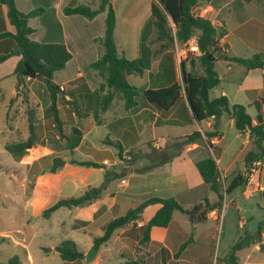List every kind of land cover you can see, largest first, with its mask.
<instances>
[{"label": "crops", "instance_id": "obj_1", "mask_svg": "<svg viewBox=\"0 0 264 264\" xmlns=\"http://www.w3.org/2000/svg\"><path fill=\"white\" fill-rule=\"evenodd\" d=\"M134 1L136 0H123L125 4ZM139 1L149 8L152 0ZM83 3H92L93 7H97L99 0H15L17 9L23 13L37 8L43 9L40 15L28 20L29 26L33 29L30 35L31 39L43 42H63L72 53V58L67 62L65 68L55 71L53 74L54 82L62 90L65 87L66 90L69 89V93L65 94L66 99L72 98L71 96H76L77 98L80 96L86 97L88 90H93L101 80L98 75L92 74L91 82L88 81L86 74L80 70L78 59L85 56L83 52L98 50L94 40L104 33L106 12L98 13L93 19H87L84 16L75 14L66 15L63 12L66 6H76ZM111 4L116 12V26L118 27L121 15L116 0H111ZM194 10L196 14L208 18L216 28H224L226 30L225 35L219 40V52L214 64L220 81L218 85L210 89L209 96L214 98L225 95L228 98L229 105L234 103L243 104L252 117L253 122H256L257 109L253 103L259 98H264V0H199ZM116 26L114 37L117 33ZM238 28L242 29V33H235ZM6 32L14 34L15 27L9 20L7 5L0 1V55L9 53L15 44L12 37L4 35ZM232 34L250 49V51H244L246 52L245 54L250 52V55L246 56L242 55L243 53L232 51L233 43L230 42L229 38ZM116 39L117 37H115V41H117ZM117 48L119 52L129 58L124 49L121 47ZM141 51V48H139L136 55L130 58H138L141 62L143 59L145 69L140 77L135 78V83H140L139 81L143 80L142 76L144 73L148 76L146 85L143 89H140L141 92L148 88H159L170 85L174 81H180L181 77L177 64L179 57L175 52L172 53L170 48L154 52L149 51L144 53V56H142ZM170 51L172 55H170ZM241 52L243 51L241 50ZM93 53L95 57L87 61L88 65L98 57V51ZM255 53H258L263 61V65L255 69H248L244 65L232 62L221 56V54H226L227 56L250 58L249 56ZM194 54L198 55V52H194ZM192 59L193 57L186 60V70H196L202 73V69L199 66H192ZM18 60V55H10L5 60L0 61V87L2 88L0 108L3 107L6 112H11L12 108L16 105L18 106V103L22 101L15 88V76L12 74ZM72 62L74 64L69 66ZM9 79H11L9 90L11 97L8 98L5 96L4 83L9 81ZM35 81L42 80L26 78V84L30 91V100L34 93L33 84ZM76 82L79 84L81 82L86 87L81 91L78 89V83L73 84ZM67 84H71V87L68 88ZM211 91H213V96L210 95ZM86 98L88 104L89 97L87 96ZM48 103H50V97L46 106L49 105ZM30 104L31 102L29 101L28 105ZM252 108L255 109L254 112H251ZM117 109L119 113H126L123 118L115 119L118 125L126 123L128 128L136 133L139 132V134L161 125L184 126L187 124L193 129L192 132L200 131L203 134L204 131L212 129L214 122L212 117L200 122L195 121L184 98L167 112L158 110L154 105L142 99H139L137 105L129 110H125L123 103L120 101ZM60 110L61 105L58 103L59 114ZM260 110L264 117L263 100L260 104ZM16 114H18V108L16 109ZM71 115L75 119L78 117V114L74 111H71ZM85 116L88 119L92 118L90 113ZM107 123L106 120L103 124ZM218 125V135L211 138L212 145L217 149L216 155L203 138L183 144L180 139L182 136H167L168 140L164 145L160 144L157 139H150L146 143L150 144L151 148L171 150V152L168 151L172 156L169 161L148 170H140L141 167L149 164V160L146 157H139L132 165L126 166L124 176L114 179L106 185L100 198L88 205L67 208L68 210H66L70 222V230H81L88 235L86 238L88 244L85 248H79V244L75 241L84 255L92 248L94 236L101 234L103 224L118 215L135 209L137 204L149 195L159 197L175 196L184 208H190L196 203H204V197H207L208 202L213 207L208 211L205 221L192 223L186 213L175 210L172 213L169 225L166 228H152L150 241L142 244L139 242V232H133L132 226L135 225L137 228L145 224L159 207L158 204L148 205L142 213L135 211L136 215H140L139 218L115 230L110 240L96 250V255L90 263L121 264L128 258H139L142 264H227L226 258L230 248L238 237L245 233H255L259 223L264 220V159L260 161L261 163L255 167L253 172L250 170L246 172L243 156L249 148L250 133L249 130L239 131L236 129L233 138L238 141L237 150L225 165H221L224 152L221 146L226 139L225 128L232 127L234 120L225 113L219 119ZM81 131L83 133L82 139L79 145L74 148V151H78L82 147L84 132L82 129ZM36 147H38V142H36ZM43 147L48 150H44V154L46 156L51 155L52 160L55 157H62V152L67 154L71 152L69 146H64L65 149L61 147V152L48 145H43ZM131 148H125V151ZM31 151L32 147L27 149V152ZM142 153L147 154L150 152L142 151ZM209 155L215 157L223 186L230 183L233 176L237 174L230 169L232 162L237 158H241L243 164V170L240 173L246 176L245 183L235 189L242 187L240 193L235 194V190L228 194L223 192L220 207L218 206V194L204 185L203 179L195 165L197 160ZM62 159L64 161L60 162L57 171L49 172L54 174V179L59 182H61L65 168L69 163H73L72 160L74 158L68 156ZM102 161L104 164L107 159ZM40 174L41 176L37 178L38 182H41L44 171L42 170ZM189 190H192V192H188ZM238 196H240V200H237ZM252 199L256 203V209L251 207L253 204ZM231 208L235 214L233 222L231 220L233 217H230L229 220L226 219L228 215L233 214ZM203 209H205V206H203ZM38 210L37 207V213ZM248 210L251 214L248 219L239 215V212L241 214ZM255 213L258 214L256 225L248 226L249 220ZM222 216L223 221L220 224ZM238 227H246L243 234H238ZM217 239H219L220 244L218 249H216ZM23 245L26 248V245ZM222 245L223 248L221 249ZM261 245H264V229L260 243L252 244L236 251L238 264H264V259L258 257V253L264 252L261 249ZM56 246L57 244L51 248H46L45 251L55 252ZM84 260H63L62 264H84ZM26 261L29 263L32 261V255L29 251H26Z\"/></svg>", "mask_w": 264, "mask_h": 264}, {"label": "trees", "instance_id": "obj_2", "mask_svg": "<svg viewBox=\"0 0 264 264\" xmlns=\"http://www.w3.org/2000/svg\"><path fill=\"white\" fill-rule=\"evenodd\" d=\"M7 5L8 17L15 27V33L6 32L4 35L14 39L13 49L4 55H0V61L5 60L10 55H18L19 60L12 72L15 76V88L18 96L22 101L29 104L30 91L26 84V78L42 80L49 92L50 103L47 110L52 115V120L57 125L59 133L62 136V120L58 112V102L60 100V92L63 94V101L70 103L73 99H66L64 92L58 84L53 80L55 71L65 68L67 62L72 58V53L63 42H43L31 39L30 35L33 29L29 26L28 20L36 17L43 12L42 8L33 9L27 13L19 11L15 5V0H0ZM249 1V0H246ZM199 0H152L150 4L152 23L155 29V39L157 40H176L178 43H186L191 36H195L199 54L193 57L194 65L202 69V73L196 70H186V61L180 62L181 79L174 81L170 85L159 88H148L141 92V99L147 103L154 105L158 110L167 112L173 108L181 99H185L188 108L191 111V116L195 121H203L213 118V127L210 131H194L190 134L182 136L181 143H189L203 138L205 143L212 148L215 155L217 149L212 145L211 138L219 133V119L227 113L234 120V125L237 130H249L250 143L249 148L243 156L246 165V172L257 161L264 159V117L261 114L260 104L264 98H259L253 105L257 109L256 122H253L252 117L246 110L243 104L234 103L229 105L228 98L225 95H220L214 98L209 96V91L218 85L220 79L214 68L217 54L219 52V40L222 38L226 30L224 28H216L211 21L203 16L195 13V6ZM66 15H81L87 19H93L98 13L106 12L104 33L100 37L95 38L98 47V57L92 61L89 66L100 77V82L93 90H88V105L84 115L91 113L93 121L96 125H101L105 121L104 113L112 106L113 100L118 98L125 110H129L138 103L137 96L139 91L129 83L127 77L132 74H142L144 71L143 63L140 59H129L123 53L118 51L114 30L116 26V12L111 4V0H99L98 6L93 7L90 3L78 4L76 6H66L63 9ZM242 29L238 28L235 33H242ZM170 55L172 53L170 52ZM222 57L232 62L244 65L248 69H255L263 65L260 55L255 53L251 58H243L238 56H227L221 54ZM142 64V65H141ZM2 88L0 87V96ZM77 101L74 100L73 111L79 115L76 107ZM31 108L29 105L27 107ZM35 119L32 116L29 118L28 128L29 137L22 145L27 150L32 147L35 142ZM83 133L81 128L72 127L69 135V148L71 153L77 147L82 139ZM108 145L117 146L122 153L123 146L118 140L107 138L103 140ZM150 145V144H148ZM21 148V146H20ZM131 148L128 154L131 160L127 165L119 164L115 169H106L104 172L103 181L98 187H90L78 196L62 198L53 203L49 208L44 210L43 215L48 218L52 212L62 207H77L85 206L101 197L102 191L106 185L117 178L125 175L126 166L132 165L136 156L132 154ZM153 153L142 154L149 160V164L140 168V170H148L158 165L164 164L171 159L165 149H154ZM59 158L53 159V164L44 172H56L58 169ZM73 163L87 167H102L100 164L90 160L73 159ZM203 183L211 191L219 196L218 206H221L223 192L231 193L236 188L243 185L246 181V176L240 172L235 174L230 183L223 186L220 180V171L213 155L206 156L196 161L195 163ZM188 192H192L189 190ZM158 204L156 212L148 219V221L137 227L132 226V231H138L140 234L139 242L144 244L150 241V231L154 227L166 228L175 210L186 213L192 223L205 221L208 211L213 207L207 197H204V203H196L190 208H184L175 196L159 197L155 195L146 196L140 201L136 208L127 211L125 214L118 215L102 226L101 234L94 236L92 248H98L106 244L115 230L124 227L134 219L139 218L144 208L148 205ZM205 206V209H203ZM264 229V220L261 221L257 230L253 234L245 233L238 237L230 248L227 256V264H238L236 251L252 244L260 243L262 239V231ZM157 243V242H152ZM159 244V243H158ZM264 251V245H261ZM55 250L59 252L64 261L82 260L84 253L78 248L75 241L65 239L61 241ZM18 256L10 257L5 264H20ZM121 264H142L139 258H128Z\"/></svg>", "mask_w": 264, "mask_h": 264}, {"label": "rangeland", "instance_id": "obj_3", "mask_svg": "<svg viewBox=\"0 0 264 264\" xmlns=\"http://www.w3.org/2000/svg\"><path fill=\"white\" fill-rule=\"evenodd\" d=\"M116 3L121 15L119 25L118 27L116 26L117 33L115 37H117V41L115 42L117 47L124 49L129 59L136 55L139 48L142 50V56L149 51L154 52L170 48L172 53L175 52L179 57L177 64L181 77L180 62L197 56L194 54V51L188 49V44L178 43L174 39H155V29L152 23L150 6L147 8L139 0L128 4H125L123 0H116ZM91 5L93 6L92 3ZM229 38L230 42L233 43L232 51L240 54L243 53L242 55L246 56L250 55V52H247L248 54L244 52L246 50L250 51V49L233 34ZM88 51L83 52L85 56L80 57L78 63L80 70L86 74L88 81L91 82L93 78L92 74L97 75V73L88 65L87 61L93 59L95 57L93 52L95 51L96 53L98 50ZM249 57L251 58L253 55ZM71 64L73 65L74 62L70 63L69 66ZM140 76L141 74H132L127 77L129 83L134 85L139 91L138 100L142 98L140 89H143L146 85L148 78L147 74L144 73L142 76L143 80L139 81L140 83H135V78ZM10 82L11 79L4 83L5 96L8 98L11 97L9 93ZM78 82L73 84L75 85ZM70 85L67 84V87H71ZM78 87L82 91L86 86L80 82ZM33 91L34 93L30 100L31 104L29 105L31 108L27 109L28 105L23 101H20L18 106H14L11 112H6L3 107L0 108V264L7 263L8 259L14 255L19 257L20 264H62L63 259L58 251L50 253L46 252L45 249L51 248L56 244L58 245L65 239L77 241L79 248H85L88 244L86 239L88 235L81 230H70V222L66 211L68 207L55 210L48 218L44 217V210L62 198L78 196L90 187L100 186L105 169H115L119 164L127 165V163L133 160L130 159L128 151H125V148L135 147L132 150V154L136 156L134 160L136 161L139 157L143 156L142 151H148L150 154L153 153V148L146 141L157 139L160 144L164 145L168 140L167 136L181 137L193 131L191 126L187 124L184 126L161 125L147 132L136 133L128 128L126 123L118 125V122H116L117 120L115 119L123 118L124 114H126L125 112L119 113L117 111L118 103L120 102L118 98L113 100L112 106L103 115L105 121L107 120L108 123L96 125L92 118L88 119L84 115L88 109L86 98L88 95L86 97L80 96L79 98L71 96L72 102L67 103L63 101V94L60 92L58 103L61 105L59 116L63 126V135L61 136L57 125L52 120L50 111L47 110L48 106H46V103L49 100V93L44 82L35 81ZM63 91L68 92L69 89L66 90L65 87ZM212 92H210L211 96H213ZM74 100L77 101L76 107L79 110L78 113L81 114L77 119L71 115V111L74 110L71 103ZM17 108L18 114H16ZM254 111L255 109L252 108L251 112ZM31 116L35 119L36 123H34L36 138L32 145V151L27 152L22 145L29 137L28 123ZM74 126L81 128L84 132L81 149L69 154L62 152V157L55 158H59L62 161L63 157L69 156L74 159L90 160L100 164L102 167H87L76 163H69L62 173L64 175L60 180L61 182L55 180V175L49 172H44L41 182H38L37 178L41 176L42 170H47L53 164L51 155L46 156L44 154V150H48L43 145H48L61 152V147L65 149L66 146H69V135L71 128ZM225 132L226 139L222 142L221 146L224 149L221 165H225L230 160L238 147V141L233 138L236 132L235 126L226 127ZM107 138L112 140L117 139L123 146L124 151L121 153L117 146L104 143L103 140ZM36 142H38V147H36ZM168 151L171 152V150ZM103 159H107L108 164H103ZM61 161L58 162V167ZM118 162L119 164H117ZM230 169L235 173L242 171L243 164L241 158L233 161ZM241 190L242 187L235 190L234 193H240ZM237 200H240V196L237 197ZM252 203L251 207L256 209V203L253 199ZM37 207L39 209L38 213ZM231 210L233 213L232 208ZM245 213L240 214L239 212V215L245 217ZM234 215V213L228 215L226 219L229 220L230 217H233L231 218L233 222ZM223 216L222 220L220 219V224L223 221ZM257 217L258 214H253L248 222V226L256 225ZM245 230L246 227L237 228L239 235L243 234ZM23 244L26 245V248ZM218 247H220L219 239L216 240V249ZM26 251H29L32 255L30 263L26 261ZM258 257L264 259V252L258 253ZM84 264L92 263L84 260Z\"/></svg>", "mask_w": 264, "mask_h": 264}, {"label": "built area", "instance_id": "obj_4", "mask_svg": "<svg viewBox=\"0 0 264 264\" xmlns=\"http://www.w3.org/2000/svg\"><path fill=\"white\" fill-rule=\"evenodd\" d=\"M186 43L188 44V49L190 51H194V52H198L199 51L198 50V46H197V40H196V37L195 36H192L191 38H189V40ZM184 53H186V52L184 51ZM260 163H261L260 161L255 162L253 164V166L250 167V171L253 172L254 169H255V167L257 165H259ZM104 164H108V162L107 161H104Z\"/></svg>", "mask_w": 264, "mask_h": 264}, {"label": "water", "instance_id": "obj_5", "mask_svg": "<svg viewBox=\"0 0 264 264\" xmlns=\"http://www.w3.org/2000/svg\"><path fill=\"white\" fill-rule=\"evenodd\" d=\"M136 212L138 213V211L136 210ZM250 212L249 211H246L245 213V219H248L249 216H250ZM96 255V250L94 248H91L90 250H88L85 255H84V259L86 262H90L94 259Z\"/></svg>", "mask_w": 264, "mask_h": 264}]
</instances>
